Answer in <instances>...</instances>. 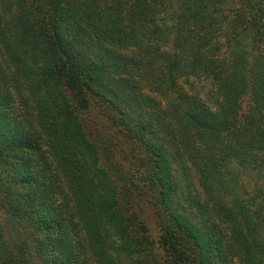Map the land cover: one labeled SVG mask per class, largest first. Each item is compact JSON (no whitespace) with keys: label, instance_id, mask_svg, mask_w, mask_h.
I'll return each instance as SVG.
<instances>
[{"label":"trees","instance_id":"obj_1","mask_svg":"<svg viewBox=\"0 0 264 264\" xmlns=\"http://www.w3.org/2000/svg\"><path fill=\"white\" fill-rule=\"evenodd\" d=\"M225 1L0 0V264H264V0ZM92 101L139 149L158 254Z\"/></svg>","mask_w":264,"mask_h":264},{"label":"rangeland","instance_id":"obj_2","mask_svg":"<svg viewBox=\"0 0 264 264\" xmlns=\"http://www.w3.org/2000/svg\"><path fill=\"white\" fill-rule=\"evenodd\" d=\"M235 0H226L225 6L233 5ZM250 94L245 96L244 104L250 105ZM248 105V106H249ZM89 108L81 115L86 124L91 137L97 141L100 146V158L105 166H109L116 171L118 175L124 176L131 190L133 197L132 209L136 210L137 215L145 223L147 234L152 240V248L154 253L158 251V223L156 220V210L153 204L152 194L148 189H141L142 181L140 179V164L138 161L139 149L133 142L127 141L121 137L117 128L110 121L106 110L95 101L90 102ZM140 169V170H139ZM256 179H249L250 192L253 191V186ZM0 220L4 221V215L0 211Z\"/></svg>","mask_w":264,"mask_h":264}]
</instances>
